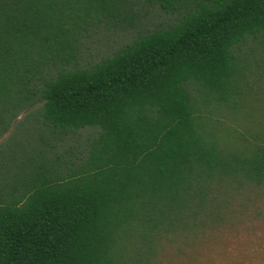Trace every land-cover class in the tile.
<instances>
[{"label":"trees","instance_id":"obj_1","mask_svg":"<svg viewBox=\"0 0 264 264\" xmlns=\"http://www.w3.org/2000/svg\"><path fill=\"white\" fill-rule=\"evenodd\" d=\"M12 126L0 264H170L168 250L249 227L264 199V0H0V138ZM82 132L78 158L56 152Z\"/></svg>","mask_w":264,"mask_h":264},{"label":"rangeland","instance_id":"obj_2","mask_svg":"<svg viewBox=\"0 0 264 264\" xmlns=\"http://www.w3.org/2000/svg\"><path fill=\"white\" fill-rule=\"evenodd\" d=\"M121 37L122 34L117 31L94 36L91 41L84 42L86 48L84 55L89 54V58L94 59L104 50L117 46L121 42L119 39ZM23 128L21 127L20 130L16 131L15 139L19 140L27 135V130ZM14 132L15 129L12 126L0 138V143L5 141L10 133ZM84 134L82 132L80 136L65 137V141L57 143L56 152L61 151L64 146H70L73 152V155H70L74 156L75 154L78 158ZM63 158H67V155ZM71 159L76 164L78 163V159L74 157H71ZM262 207L263 214L261 218L251 226L240 225L231 229L211 232L193 245L192 248L182 251L183 253L176 255L175 252L168 250L164 253V256L166 255L164 260L170 264H264V199Z\"/></svg>","mask_w":264,"mask_h":264}]
</instances>
